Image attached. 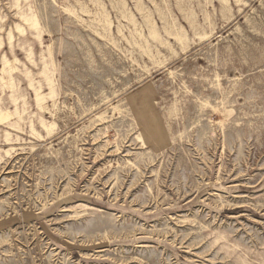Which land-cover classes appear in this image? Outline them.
Here are the masks:
<instances>
[{
  "label": "rangeland",
  "instance_id": "374dc122",
  "mask_svg": "<svg viewBox=\"0 0 264 264\" xmlns=\"http://www.w3.org/2000/svg\"><path fill=\"white\" fill-rule=\"evenodd\" d=\"M0 264H264V0H0Z\"/></svg>",
  "mask_w": 264,
  "mask_h": 264
},
{
  "label": "bare ground",
  "instance_id": "6f19581e",
  "mask_svg": "<svg viewBox=\"0 0 264 264\" xmlns=\"http://www.w3.org/2000/svg\"><path fill=\"white\" fill-rule=\"evenodd\" d=\"M153 35V34H152Z\"/></svg>",
  "mask_w": 264,
  "mask_h": 264
}]
</instances>
